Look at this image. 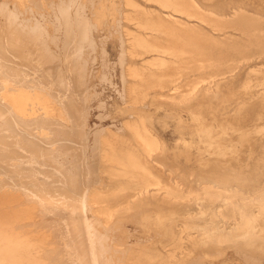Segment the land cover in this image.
Listing matches in <instances>:
<instances>
[{
  "label": "rangeland",
  "instance_id": "1",
  "mask_svg": "<svg viewBox=\"0 0 264 264\" xmlns=\"http://www.w3.org/2000/svg\"><path fill=\"white\" fill-rule=\"evenodd\" d=\"M138 1L171 24L170 30L161 35L165 39L162 43L165 52L145 53L142 56L147 75L142 87L135 91L145 95L143 103L138 104L140 109L131 108L125 97L123 71L128 63L139 65L141 62L140 58L123 54L122 46L127 45L125 40L128 37L126 29H133L127 19L131 9L125 0H0V7L4 6L0 8L1 20L6 16L12 17L26 29L34 28L32 32L38 29L36 32H43L38 42L47 39L50 34L55 41H47L55 51L63 47L65 26L62 24L61 27L58 21L62 18V9L69 8L73 17L79 10L81 18L92 25L90 34L94 44L91 46L89 40L82 43L81 63L86 60L83 63L86 72L80 76L81 72L77 69L78 64H74L73 57L68 60L70 62H66L65 73L62 71V80L65 79V83L70 86L65 97H73L78 105L75 109L70 107L72 121L68 123L67 129L70 133L66 134L67 140L63 137V154L60 158L57 156L66 163L62 166L63 171H66L64 174L67 169L74 174L72 184H75L67 187L70 191L66 188L64 192L61 189L63 193L59 191L69 196L72 194L75 198L78 193L81 194L85 183H91L101 191L95 198L96 210L111 213L112 217L106 225L94 222L93 227L101 238L104 237L100 241L108 249L105 255L112 264H264V237L259 235L264 225L256 227L258 235L253 239L233 244L209 240L195 247L187 244L186 231L180 235L183 238L180 246V236L173 237L172 221L167 219L168 211L174 209L149 194L138 195L135 190L113 192L112 184L99 169L96 153L97 136H101L107 128L117 131L124 122L143 118L163 143L162 154L153 158H146L138 148L133 147L136 156L152 173H161L165 179L170 178L171 183L179 178L186 179L182 185L188 193L200 189L192 176L202 175L208 181L219 180L213 184L222 187L224 177H232L229 174L234 171L240 178H230V184L242 194H252L249 209L256 223L259 220L263 222L264 0H192L195 6L190 18L188 10L183 7H178L177 11L175 7L165 9L155 2ZM1 9H4L3 13ZM182 21L188 22L190 26L180 27L179 22ZM35 23L42 25V28ZM59 26L61 28L58 29ZM147 32L153 36L159 34L156 31ZM160 59L163 60L160 66L148 64ZM56 74H53L56 81H51L58 84L56 86L55 83V92L60 88V74ZM178 94L185 97L177 99L175 96ZM120 133L125 137L126 148L133 145L128 132L121 130ZM69 135H74L72 141ZM78 140L80 143H77ZM79 144H82L80 148ZM72 145L73 148L76 145L79 152L74 151ZM73 151L76 157L83 152L82 156L76 158ZM48 155H41V161L45 163L47 160L45 165L49 160L50 164H55V160L49 159ZM78 160H81L80 163H77ZM52 170L50 167L47 174ZM171 171L174 172L172 175ZM57 175L62 178L61 174ZM78 183L83 188L78 186L76 190L74 186ZM253 190H256L255 194ZM54 191V195H60L57 190ZM70 203L77 204L72 200ZM65 205L66 218L77 213L79 216L77 208L70 207L71 204L69 208ZM177 210L181 213L176 216L180 229L186 223H200L199 219L194 220L190 216L192 210L185 203L179 205ZM88 215L91 217L92 211ZM52 216V213H48L46 218ZM33 217L34 220L41 219L37 214ZM80 226L77 230L81 235ZM192 235H198L195 229Z\"/></svg>",
  "mask_w": 264,
  "mask_h": 264
},
{
  "label": "bare ground",
  "instance_id": "2",
  "mask_svg": "<svg viewBox=\"0 0 264 264\" xmlns=\"http://www.w3.org/2000/svg\"><path fill=\"white\" fill-rule=\"evenodd\" d=\"M143 1L155 2L165 9L175 7L177 11L178 7L179 9L183 7L188 10L189 18L195 6L192 0ZM125 3L131 9L127 19L132 23L133 29H126L128 37L125 40L127 45L122 43L123 54L127 53L141 59L139 65L128 63L123 71L125 97L131 108L140 109L141 106L138 104L143 103L145 95L135 91L142 87L147 75L142 56L145 53L165 52L162 44L165 39L161 35L170 30L171 24L169 20L146 9L138 0H125ZM62 10L64 11L62 18L58 21L61 27L62 24L65 26L63 47L56 51L47 41V39L55 41L50 34H46L47 39L38 42L42 31V33L36 32L38 29H35L32 32L34 29L32 27H30L32 30L28 28L27 30L12 17L6 16L0 19V122H2L0 123V159L3 158L0 160L3 161L1 163L3 165L0 164V264H112L105 255L108 249L100 241L104 237L101 238L93 227L94 222L106 225L112 217L111 213L96 210L95 198L101 191L95 189L91 183H85L83 188L80 182L81 185L78 183L76 187L74 186L76 190L78 186L83 188L82 192L80 191L81 194H77L78 197L74 195L75 198H73L72 194L71 196L62 194L64 188L67 190V187L75 184V182L72 184L74 174L68 169L64 174L66 171H63L62 166L66 163L58 157L60 158L63 154L61 148L64 147L62 145H64L66 134L70 133L67 130L68 123L72 121L70 107L75 109L76 104L78 105L73 97H65V92H68L70 86L65 83V79L62 80V73L66 69V62H70L68 60L73 57L74 64H78L77 69L79 73L81 72L80 76L83 75V72H86V65L83 64L86 60L81 63L82 43L89 40L91 46L94 44L90 34L92 25L81 18L79 10L74 17L69 13V8ZM169 18L173 19L170 16ZM179 25L182 28L190 26L185 21L179 22ZM60 26L58 29L61 28ZM148 30L159 34L153 36L152 33L147 32ZM122 41L124 42L123 39ZM148 64L160 66L163 60H153ZM51 66L60 69H53ZM77 69L75 68L76 75ZM67 70L69 72V68ZM53 72L60 74L58 79L60 88H57V92H55L56 89L54 91L55 83L56 86L58 85L57 82L51 83L55 79L53 74H56ZM175 97L182 99L185 96L178 94ZM121 130L131 135L134 146L130 145L127 148L124 146L125 137L121 135ZM81 133L83 134L84 131ZM73 136L70 137L71 141ZM97 137L96 153L100 164L99 169L112 184L113 192L135 190L138 191V195L149 194L157 201L172 207L174 210L168 211L167 217L169 221H172V235L178 238L187 231V244L190 247H195L201 242L207 243L209 240L221 244H233L240 240L253 239L258 235L256 227L264 225V220L260 222L259 218L257 219L259 221L255 222L256 219L249 209V198L252 194H242L239 189H234L230 184V178L237 180L240 178L234 171L229 174L232 177H224L225 182L222 183V187L213 184L219 180L208 181L202 175L192 176L191 178L196 179L200 189L188 191V193L182 185L183 182L186 183V179L179 178L171 183L170 178L165 179L161 173H152L136 156L133 147L138 148L146 158H153L162 154L163 143L143 118H138L135 122H124L122 128L117 131L107 128L101 136ZM76 145L75 148L72 145L74 151L82 144L78 147ZM86 147L84 146V149H87ZM45 154H50L49 159L53 158L55 164L51 163V165L49 160V163L45 165L47 160L44 159L45 163L41 161V155ZM81 154L77 157L80 158ZM73 155L76 157V153ZM48 164L53 170L47 174L50 168ZM44 165L45 169H43ZM79 167L78 170L81 169V166ZM173 173L171 171L170 174ZM57 174H61L62 178H58ZM59 189L63 192L60 193ZM53 190H57L60 195H54L56 191L53 192ZM68 190L70 191V188ZM252 192L255 194L256 190ZM71 200L77 204L70 203ZM182 203L192 210L190 216L194 217V220L199 219L200 223L195 222L190 225L186 223L183 228H179L176 216L181 213L177 207ZM65 204L67 208L69 204L72 205L70 207L77 208L80 211L79 216L77 217V213V215L74 214L75 216L66 218ZM89 211H92L91 217L88 215ZM47 212L52 213L53 216L46 218ZM35 214L41 219L34 220ZM197 224L199 225L195 228L194 225ZM79 225H81V235L77 230ZM194 229L198 233L197 236L192 235ZM259 235L264 237V230ZM179 241L181 246L182 236Z\"/></svg>",
  "mask_w": 264,
  "mask_h": 264
}]
</instances>
